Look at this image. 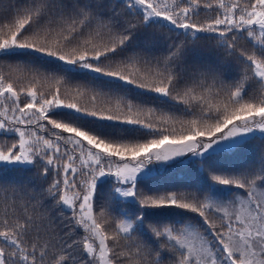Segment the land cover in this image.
Wrapping results in <instances>:
<instances>
[{
	"label": "snow or ice",
	"instance_id": "1",
	"mask_svg": "<svg viewBox=\"0 0 264 264\" xmlns=\"http://www.w3.org/2000/svg\"><path fill=\"white\" fill-rule=\"evenodd\" d=\"M142 28L175 33L163 55L132 51ZM5 57L40 67L0 72V134L15 137L0 167L39 164L68 215L58 235L42 205L5 206L0 264H264V146L244 156L264 142V0H32L0 20ZM183 165L203 175L197 191H139ZM123 202L138 214L110 219Z\"/></svg>",
	"mask_w": 264,
	"mask_h": 264
},
{
	"label": "trees",
	"instance_id": "2",
	"mask_svg": "<svg viewBox=\"0 0 264 264\" xmlns=\"http://www.w3.org/2000/svg\"><path fill=\"white\" fill-rule=\"evenodd\" d=\"M53 4H60L61 0H50ZM69 0H63V3L67 4ZM32 3V0H0V20L8 18L14 13L16 9L26 7ZM55 12V9L52 10ZM121 11H123L121 9ZM51 15V13H50ZM131 19V17H123ZM155 33V35H153ZM161 35L175 36V33H168L166 29H141L137 37L132 42V51L144 57L161 56L164 54L163 45L164 39H160ZM242 44L247 46L246 41H241ZM205 51H208L207 45H202ZM151 49V51H149ZM132 54V53H129ZM20 64L21 67H40L39 65H31L28 61L18 58H0V72L5 74L9 73V65ZM13 76L21 83L27 84V79L24 72H13ZM70 87L76 83L88 84V80L80 76L70 77ZM24 99L23 97L21 98ZM155 105L162 108L164 111H170V107L160 102H155ZM15 137L8 134H0V144L11 143ZM264 146V142L259 139L253 141L252 146L246 150L244 156H249L253 151H259L260 147ZM244 156L236 159L234 162L243 163ZM41 166L38 164L31 170H20L9 169L6 167H0V216H2L5 206L19 204V203H32L37 206L42 205L41 211L47 214L52 221V229L59 235L62 234L63 226L67 223V213L60 212L52 207V203L48 200L47 194L44 189L51 181V176L47 180L40 175ZM198 182L204 183L203 175L197 170L195 165L192 166H179L169 168L167 171L162 169L154 172L151 177L144 184L138 185L139 191L146 192L148 187L153 190L163 191L165 189L175 190H188L197 191L194 187H188L189 185ZM147 185V186H146ZM110 191V186L106 185L101 191L100 195L104 197L101 202L106 203L107 196ZM32 197L36 199L33 200ZM161 211V210H156ZM164 212L174 210H162ZM127 213L130 216L138 214L137 206L130 202H123L120 204H113V207L108 209L109 218L112 220L123 219V214ZM154 213H148L149 217L145 219L146 225H157V220L152 218L151 215ZM161 222L163 218H161ZM195 223V221H193ZM123 242V241H122ZM129 243H140L145 246V250L153 251L157 249V242L142 233H136L128 241ZM160 245L165 244V241L161 239ZM165 255L164 264H167L169 257ZM151 260L152 257L150 256Z\"/></svg>",
	"mask_w": 264,
	"mask_h": 264
},
{
	"label": "rangeland",
	"instance_id": "3",
	"mask_svg": "<svg viewBox=\"0 0 264 264\" xmlns=\"http://www.w3.org/2000/svg\"><path fill=\"white\" fill-rule=\"evenodd\" d=\"M160 170H162V169H160ZM160 170H159V171H160ZM128 216H130V215L128 214ZM123 218H125V217L123 216ZM193 223H194V222H193Z\"/></svg>",
	"mask_w": 264,
	"mask_h": 264
}]
</instances>
